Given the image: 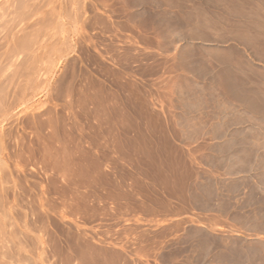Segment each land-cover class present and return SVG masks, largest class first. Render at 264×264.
I'll return each instance as SVG.
<instances>
[{
  "label": "rangeland",
  "instance_id": "rangeland-1",
  "mask_svg": "<svg viewBox=\"0 0 264 264\" xmlns=\"http://www.w3.org/2000/svg\"><path fill=\"white\" fill-rule=\"evenodd\" d=\"M148 1L0 0V264H216L264 241V122L241 142L169 120L126 34Z\"/></svg>",
  "mask_w": 264,
  "mask_h": 264
},
{
  "label": "crops",
  "instance_id": "crops-1",
  "mask_svg": "<svg viewBox=\"0 0 264 264\" xmlns=\"http://www.w3.org/2000/svg\"><path fill=\"white\" fill-rule=\"evenodd\" d=\"M150 12L159 13L160 20L140 26L137 16ZM124 17L128 41L137 54L132 65L163 74L153 87L169 90L170 102L164 108L165 114L173 116L169 120L191 122L192 126H186L192 129L203 127L202 122H209L212 129L210 122H217L215 127L222 130L218 135L241 142L250 131L260 135V122H264V79L262 74L259 77V71H264V0H150L126 7ZM208 111L210 116H204ZM197 135L213 133L204 129ZM236 159L240 158L233 156ZM234 248L232 256L212 251L210 259L218 256L219 260L209 262L264 264L263 240H244Z\"/></svg>",
  "mask_w": 264,
  "mask_h": 264
},
{
  "label": "bare ground",
  "instance_id": "bare-ground-1",
  "mask_svg": "<svg viewBox=\"0 0 264 264\" xmlns=\"http://www.w3.org/2000/svg\"><path fill=\"white\" fill-rule=\"evenodd\" d=\"M26 1H27V0H26ZM21 3H22V2H21ZM28 3H29V2H28ZM23 37H24V36H23ZM19 38H20V36H19ZM28 39H30V38H28ZM15 40H17V39H15ZM18 41H20V40H18ZM1 42H2V41H1ZM3 42H4V41H3ZM16 42H17V41H16ZM21 42H22V41H21ZM14 43H15V42H14ZM17 43H18V42H17ZM29 44H30V43H29ZM4 46H5V45H4ZM15 46L17 47L18 45L15 44ZM28 46H29V45H28ZM25 47H26V46H25ZM0 48H2V47L0 46ZM4 48H5V47H4ZM11 48H12V47H11ZM26 48H27V47H26ZM2 50H3V49H2ZM19 50H20V49H19ZM0 51H1V50H0ZM14 51H15V49H14ZM8 52H9V51H8ZM4 53H5V54H4ZM11 53H13V52H11ZM2 54L6 55V52H2V51H1V55H2ZM1 55H0V57L2 58L3 55H2V56H1ZM8 55H10V54H8ZM8 55H7V58H8ZM2 61H3V60H2ZM2 63H3V62H2ZM0 67H1V66H0ZM21 68H22V67H21ZM19 71H20V70H19ZM11 75H12V74H11ZM11 75H10V76H11ZM15 75H16V74H15ZM12 76H13V75H12ZM8 77H9V76H8ZM4 78H5V77H4ZM8 79H9V78H8ZM6 80H7V79H6ZM10 80H11V79H10ZM0 81H1V80H0ZM8 81H9V80H8ZM1 83H2V84L5 83V82H4V79H3V81H1ZM1 83H0V85L3 86L4 84L2 85ZM6 83H7V82H6ZM1 86H0V89L3 88V87L1 88ZM6 86H7V85H6ZM5 88H6V87H5ZM3 90H4V88H3ZM1 93H3V91L0 90V94H1ZM0 96H1V95H0ZM2 96H3V95H2ZM17 97H18V96H17ZM0 99H1V97H0ZM6 100H7V99H6ZM0 102H2V100H0ZM4 102H5V101H4ZM4 102H3V103H4ZM0 109H1V108H0Z\"/></svg>",
  "mask_w": 264,
  "mask_h": 264
}]
</instances>
